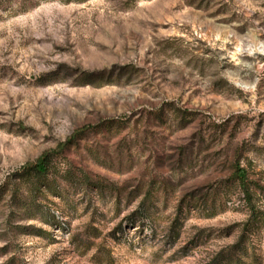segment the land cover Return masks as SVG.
<instances>
[{"label":"rangeland","instance_id":"374dc122","mask_svg":"<svg viewBox=\"0 0 264 264\" xmlns=\"http://www.w3.org/2000/svg\"><path fill=\"white\" fill-rule=\"evenodd\" d=\"M0 264H264V0H0Z\"/></svg>","mask_w":264,"mask_h":264},{"label":"trees","instance_id":"16d2710c","mask_svg":"<svg viewBox=\"0 0 264 264\" xmlns=\"http://www.w3.org/2000/svg\"><path fill=\"white\" fill-rule=\"evenodd\" d=\"M49 161H50L49 153L43 154L34 163L27 164L24 168L25 170L23 174L29 178H33L35 180H41L48 175L49 166H50ZM237 178L240 180V183L242 184L243 177L241 176V174H238Z\"/></svg>","mask_w":264,"mask_h":264}]
</instances>
